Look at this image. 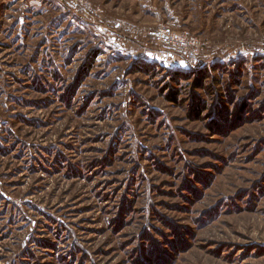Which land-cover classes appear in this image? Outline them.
Here are the masks:
<instances>
[{
    "label": "rangeland",
    "instance_id": "rangeland-1",
    "mask_svg": "<svg viewBox=\"0 0 264 264\" xmlns=\"http://www.w3.org/2000/svg\"><path fill=\"white\" fill-rule=\"evenodd\" d=\"M86 1L0 0V264H264V0Z\"/></svg>",
    "mask_w": 264,
    "mask_h": 264
},
{
    "label": "built area",
    "instance_id": "built-area-1",
    "mask_svg": "<svg viewBox=\"0 0 264 264\" xmlns=\"http://www.w3.org/2000/svg\"><path fill=\"white\" fill-rule=\"evenodd\" d=\"M76 5L90 7L86 0H73ZM153 41L166 49L180 51L190 63H196L207 44L197 35L177 31L171 24H161L152 34Z\"/></svg>",
    "mask_w": 264,
    "mask_h": 264
},
{
    "label": "trees",
    "instance_id": "trees-1",
    "mask_svg": "<svg viewBox=\"0 0 264 264\" xmlns=\"http://www.w3.org/2000/svg\"><path fill=\"white\" fill-rule=\"evenodd\" d=\"M62 4H63V5H66L63 1H62ZM199 70H200V69L196 68V69H193L192 72H199ZM196 86H198V87L200 86V81H197V82H196ZM172 98H173V99H176L175 97H172ZM246 109H247V108H245V106H243V107L241 108V110H240V113H241V114L239 113V115H237V117H236V119H235L236 121L241 122V119H242V117H243L242 115H243V113L246 111ZM244 118H245V117H244ZM235 120H234V121H235ZM231 125H232V124L230 123V124L228 125V127H231Z\"/></svg>",
    "mask_w": 264,
    "mask_h": 264
}]
</instances>
